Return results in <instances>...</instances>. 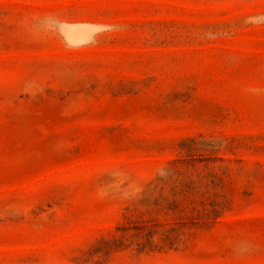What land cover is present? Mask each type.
<instances>
[{
    "label": "rangeland",
    "instance_id": "1",
    "mask_svg": "<svg viewBox=\"0 0 264 264\" xmlns=\"http://www.w3.org/2000/svg\"><path fill=\"white\" fill-rule=\"evenodd\" d=\"M0 264H264V0H0Z\"/></svg>",
    "mask_w": 264,
    "mask_h": 264
}]
</instances>
